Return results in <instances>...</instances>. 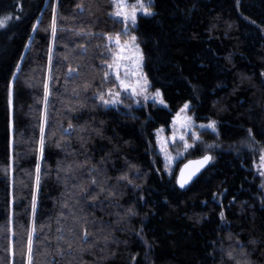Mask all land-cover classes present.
<instances>
[{
    "label": "trees",
    "instance_id": "obj_1",
    "mask_svg": "<svg viewBox=\"0 0 264 264\" xmlns=\"http://www.w3.org/2000/svg\"><path fill=\"white\" fill-rule=\"evenodd\" d=\"M150 7L135 32L165 108L99 99L112 0H0V264H28L30 235L32 264H264L252 155L217 152L181 190L155 145L185 103L206 142L264 143V0Z\"/></svg>",
    "mask_w": 264,
    "mask_h": 264
},
{
    "label": "rangeland",
    "instance_id": "obj_2",
    "mask_svg": "<svg viewBox=\"0 0 264 264\" xmlns=\"http://www.w3.org/2000/svg\"><path fill=\"white\" fill-rule=\"evenodd\" d=\"M153 1L154 0H144V3L146 5H150L153 3ZM54 2L56 3V0H54ZM128 3L134 4L136 3V0H128ZM113 6H114L113 13H114L116 11V8L114 4ZM113 13H112L113 17L123 23L122 31L119 34L121 45H126L129 43L130 35L136 36L137 39L135 43L139 45L140 53H142L138 34L135 32V30L137 28L138 20L140 17H151L153 14L150 16H145L143 15V13H138L137 22L133 26L130 21L128 22L127 25H125L124 21L121 18L116 17ZM1 21H3L2 26H4L7 22V19H2ZM115 36H111V37L114 38ZM106 43L109 49V54H110V59H111L110 63H112L114 52L117 51L118 49H117L114 39L112 41H109V39H107ZM127 54L128 53L125 52V55ZM123 63L131 65L132 62L124 61ZM143 65H144V59L142 61L140 70L142 71V74L145 76V73L143 71ZM107 68H108L109 74L117 82V86L111 91L113 93H116V92L120 93V97H119L120 102L115 105H108V106L116 107L127 100H131L132 104L136 108L146 107L148 104H155L157 106L164 107V108L166 107L165 103L161 104L159 103L158 99H154L155 94L158 90H153L149 82H148V91H147L148 99L145 100L143 95L133 96L131 90L125 91L124 89H122L120 87L119 81H117L116 79L114 69H110L109 67ZM120 74H121V77L124 78L123 68H121ZM136 79H138L137 76L130 75L128 77L129 82H132V83H134ZM108 92L106 93L105 99H115V96L109 97ZM186 104L188 105V108L182 112L181 109H184V106ZM178 116L180 118L179 121H177ZM186 117L191 118V122H192L191 127L182 128L180 126V123L183 122ZM211 122H214V121L208 120L207 122H197L193 113L190 112V104L185 103L174 115L168 128L161 127L156 131L155 133L156 150L158 154L160 155L163 163L166 165L168 174H171L172 172H174L175 178H176V174L178 172L177 170L180 168V166L185 161L195 158V157L192 158V153L196 149L200 151V155L198 157H203L205 155H210L211 157H213L217 152H232L234 154L242 153V152H249L253 158L252 161L254 163V172L257 176L260 177V180L262 182L261 185L264 189V174H262L264 173V165H262L261 163V156L264 155V143L261 145L259 144V146H257L256 144L248 142V141L239 142L237 144L206 142V140H204L201 137V133L204 131L215 133V131L207 127L202 128L201 125H208ZM181 135H184L185 140H187L189 144L193 145V147L185 149L184 141L180 140ZM196 135H199L200 137L199 140L195 138ZM174 136H175V140H173Z\"/></svg>",
    "mask_w": 264,
    "mask_h": 264
},
{
    "label": "snow or ice",
    "instance_id": "obj_3",
    "mask_svg": "<svg viewBox=\"0 0 264 264\" xmlns=\"http://www.w3.org/2000/svg\"><path fill=\"white\" fill-rule=\"evenodd\" d=\"M112 3L115 5L116 11L113 13L116 17L121 18L125 25L128 24L130 21L131 24L134 26L137 22V16L138 13H143L145 16L152 15L151 7L150 5H146L144 3V0H136V3L129 4L128 0H112ZM3 25V21H0V26ZM55 22H53V32L52 35L55 36ZM130 35V34H129ZM109 41H112L114 39L115 44L117 46V51L114 52L112 63L108 65L110 69H114L115 76L117 81H119L120 87L124 89L125 91L131 90L133 96H144V99L147 100V91H148V80L147 77L142 74L141 64L143 61V55L140 53L139 45L136 44V36L130 35V41L126 45H121L120 42V35L117 34L114 38L109 36ZM125 52L128 54L125 55ZM124 61H130L132 62L131 65L123 63ZM121 68L124 69V78L121 77L120 70ZM137 76L138 79L135 80L134 83L129 82L128 77L129 76ZM107 77V73L105 74V78ZM47 94V93H46ZM108 96L112 97L115 96V99H105L104 95L101 94L99 96V99L101 102L105 105H115L119 103V97L120 93L116 92L113 93L111 90L108 92ZM154 99H158L159 103L164 104V100L161 97V93L159 91L156 92ZM188 108V105L186 104L184 106V109H181V111H185ZM179 116L177 117V121H179ZM191 118L186 117L183 122L180 123V126L182 128L184 127H191ZM201 127H207L215 131L216 125L215 122H211L208 125H201ZM43 133V129H42ZM195 138L197 140L200 139L199 135H196ZM173 140H175V136L173 137ZM180 140L184 141V148L188 149L190 147H193V145L189 144L187 140H185L184 135L180 136ZM43 134L41 136V154L43 153ZM163 150V149H162ZM212 159L211 156L205 155L202 160L190 162L189 165H185V169L181 170L179 184L180 187H184V185L188 182V180L191 179L192 175L195 174L196 171H199L201 167H203L206 163H208ZM261 163L264 165V155L261 156ZM195 164L196 167L193 169L192 172L188 173V175H185V170L192 167V165ZM39 173V165H37V174ZM264 174V173H262ZM126 179V177H125ZM37 184H39V175H37ZM35 207V205H33ZM223 215V214H221ZM35 230V229H34ZM85 236H87V233H85ZM28 264H32V237L31 235L28 238Z\"/></svg>",
    "mask_w": 264,
    "mask_h": 264
},
{
    "label": "water",
    "instance_id": "obj_4",
    "mask_svg": "<svg viewBox=\"0 0 264 264\" xmlns=\"http://www.w3.org/2000/svg\"><path fill=\"white\" fill-rule=\"evenodd\" d=\"M210 156V155H209ZM204 157V156H203ZM203 157H199V158H195V159H190V160H187L185 161L179 168L178 172H177V175H176V184L178 185L179 189L181 190H184L185 188H187L196 178L197 176H199L200 173H202L206 168L207 166L209 165L210 161L208 163H206L203 167H201L199 169V171H196L194 175H192L191 179L188 180V182L184 185V187H180V184H179V179H180V174H181V170L182 169H185V165H189L190 162H195V161H199V160H202ZM196 167L195 164L192 165V167H190L189 169L185 170V175L187 176L188 173L192 172L193 169Z\"/></svg>",
    "mask_w": 264,
    "mask_h": 264
}]
</instances>
